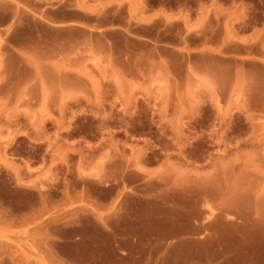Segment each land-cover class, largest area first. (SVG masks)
Segmentation results:
<instances>
[{
  "label": "rangeland",
  "instance_id": "obj_1",
  "mask_svg": "<svg viewBox=\"0 0 264 264\" xmlns=\"http://www.w3.org/2000/svg\"><path fill=\"white\" fill-rule=\"evenodd\" d=\"M262 50L264 0H0V264H96L81 229L114 198L121 230L139 201L206 209L216 264H264V129L222 115L228 138L207 156L191 131L166 138L160 111L162 74L206 70L225 89ZM164 159L182 186L151 173Z\"/></svg>",
  "mask_w": 264,
  "mask_h": 264
},
{
  "label": "crops",
  "instance_id": "obj_2",
  "mask_svg": "<svg viewBox=\"0 0 264 264\" xmlns=\"http://www.w3.org/2000/svg\"><path fill=\"white\" fill-rule=\"evenodd\" d=\"M36 22L47 27L50 24L47 20ZM234 64L232 79L225 89L206 70L186 71L183 78L185 83L177 85L169 83L170 76L175 80L179 77L162 74L166 82L160 88L163 92L160 111L162 121L169 130L166 138L180 147L182 136L186 135L187 130L191 131L195 143L204 146L206 151L203 154L211 156L223 149L216 143L218 138H228L227 129H222V115L229 116L237 112L245 117V122L264 129V118L256 122L257 119L253 117L257 113L254 110L257 106L250 105L254 98L259 97V107L264 108V50L256 59L240 57ZM252 66L260 71L259 79L249 75ZM182 88L186 96L176 100L169 98L170 93L180 92ZM189 123L195 125L191 130L187 126ZM174 153L181 154L180 151ZM166 160L152 167L151 173L161 176L167 173L177 186H182L185 171L176 164H168ZM212 170L209 166L203 182L209 181ZM198 178V182L202 181V177ZM112 185L113 182L103 184L106 187ZM114 200L100 203V207L96 208L100 210V216L91 212L95 220L100 222V228L81 229L80 235L87 236L92 242L90 248L96 251V264H101L104 252L108 253L106 264H120L123 260L129 264H216V254L222 250L217 245L215 232L218 220L206 209L186 213L174 202L159 204L155 201H139L137 210L129 213L126 219L129 228L121 230L113 224L119 222L117 206L122 205L124 200L117 205ZM208 202L214 203L210 198ZM221 224L226 223L221 221Z\"/></svg>",
  "mask_w": 264,
  "mask_h": 264
}]
</instances>
